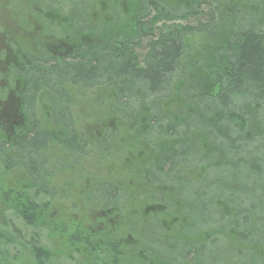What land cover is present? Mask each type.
<instances>
[{
  "label": "trees",
  "instance_id": "16d2710c",
  "mask_svg": "<svg viewBox=\"0 0 264 264\" xmlns=\"http://www.w3.org/2000/svg\"><path fill=\"white\" fill-rule=\"evenodd\" d=\"M167 1L101 0L104 7L102 14H99L102 22L99 28L88 26L83 19L80 21L72 14L60 18L59 12L54 11V17L62 20L59 38H67L69 30V46L72 52L67 57L55 58L48 55L43 46H39L42 48L36 47L39 50L33 53L39 52L40 55L45 52V58H38L34 54L32 58H27L28 63L24 60H6L7 64L12 63L8 65H13V85L15 80L18 82L20 79L19 87H25L24 92L19 91L22 92L23 99L21 109H29H24L27 114L21 110L24 117L28 116V130L12 144L5 141L3 147L10 145V149L18 157L17 160L21 161L28 183L35 189V199L38 195L40 198H51L44 188L49 175L44 154L54 140L34 120L33 104L37 93L42 89H62L69 84L88 89L111 88V95L115 97V103L119 107H126L129 102L140 105L147 97H153L155 104L157 101L169 100L173 81L186 73L182 63L191 49L187 44V37L205 34L210 50H203L207 53V64L204 65L207 72L203 79H208L207 83L213 85L215 91L210 93L202 88L201 81H196L192 85L196 92L193 108L182 107L181 110L179 107L184 104L173 102V107L179 113L172 115L171 110L164 113L162 103H158L157 112H154L156 116L149 109L142 110L143 116H139L135 123L145 125L147 128L144 129L149 130V133L154 129L158 136L156 144L168 140L166 151L158 154L154 160L156 163L160 161L162 165V160H159L162 157L171 163V167L176 162L184 166L186 157L189 163L197 164L204 155L200 168L202 167L201 171L206 177L194 184L193 189L188 180V188L185 190L181 188L180 177L176 185L177 191L174 195L171 194L175 204H169L166 196L159 193V198L142 202L140 208L135 209L138 212L131 210L146 218L152 216V221H135L132 225L133 230L140 234V239H144L139 240L140 245H149L145 247L146 257L143 254L140 256V261L145 264H154L153 260L150 263L147 261L154 256L159 258L160 254L180 260L181 264H250L254 254L248 253L251 249L248 244L251 243H246V240L257 238L251 230L252 216L258 217L257 215L264 212V121L259 126L250 117L249 122L259 126L256 130L259 129L260 135L240 141L241 129V134L244 135V122L238 120L237 116L242 112L261 114L264 118V15L259 18L260 22L253 18L259 10L257 4H264V0H177L174 14L164 10L163 5ZM170 1L175 4L176 0ZM228 5L231 8L226 11L225 6ZM141 11H151L159 18L179 16L185 19L199 15L203 22L194 28H182L178 34L170 33L162 40H155L139 62L134 47L141 38L138 36L144 31L138 17ZM240 13L243 14V20L237 22L240 20ZM43 37L35 36L34 45L38 46L40 38ZM24 41L26 39L9 40L11 51H20ZM188 92V89L183 92L185 100L188 99ZM122 100L125 101L122 103ZM186 111L188 113L184 114ZM181 113L186 117L177 122L172 120L175 116L180 117ZM65 115L69 125V151L79 153L67 109L66 113L62 112V116ZM190 128L200 131L204 140L208 141V145L206 142V147L202 148L204 150L197 151L186 139ZM179 134L183 138L178 140ZM245 134L247 135L246 131ZM219 140L222 142H218ZM181 156H184L183 159ZM37 158L41 161L34 164ZM39 163L43 164L42 171ZM210 171H214L213 178L207 177ZM120 184L121 180L102 185L107 192L100 194L101 197L108 199L109 192L115 195L110 201L103 202L107 214L121 215L122 208H118V199L121 200L120 196L125 194L126 188ZM219 185H223L225 191L221 192ZM173 198L169 200L172 202ZM47 203L44 205L47 206ZM29 206L35 211L34 203L27 202L25 198L24 207L18 213L20 216L17 215L25 227H33L36 221L35 212L30 211L32 214L26 217L28 212L24 208ZM105 229L102 236L104 240H88L87 236H81L82 233L78 232L79 227H67L63 232L69 240L60 241L65 245L62 250L73 252L78 256L77 260L90 257L92 260H89L94 264H106L104 261L108 259L113 261L119 249L117 245H121V242L115 240L117 238L113 237V230L109 226H105ZM109 237L113 240L108 239ZM215 240H225L226 244L232 245L235 243V252L232 255L235 259L229 256L225 257L227 260H221L219 257L223 256L217 253V248L214 250ZM92 241L96 244L91 243ZM27 245L31 247L27 246L33 264L57 261V255L64 254L59 249L55 252L32 245L30 240ZM138 245L135 244L134 247ZM262 255L264 256L263 253ZM185 259L191 260L187 263L184 262Z\"/></svg>",
  "mask_w": 264,
  "mask_h": 264
},
{
  "label": "rangeland",
  "instance_id": "374dc122",
  "mask_svg": "<svg viewBox=\"0 0 264 264\" xmlns=\"http://www.w3.org/2000/svg\"><path fill=\"white\" fill-rule=\"evenodd\" d=\"M166 3L163 5L164 10L174 14L173 9L177 6V0L175 4L170 0ZM103 7L101 0H0V101L5 98L7 90L13 88L14 83V72L11 68L13 65H8L11 62L6 63L8 58L14 57L12 53H9L12 48L8 44L9 40L13 38L26 39V42L24 41L25 43L20 46V57L32 58L35 54L33 51L39 50L34 45V37L46 35L57 37L61 30L62 20L60 18H66L72 14L80 21L83 19L88 26L99 28L102 25L99 14H102ZM229 8L231 5L225 6L226 11ZM257 8L259 10L253 18L260 22L259 18L264 15V4L262 2L261 5L257 4ZM54 11L59 12L61 17H54ZM138 17L141 20L140 24L144 26V31L138 36L141 38L134 47L139 62L148 53V47L155 40H162L167 34H178L182 28H194L203 22V18L199 15L185 19L179 16L159 18L151 11L149 13L141 11ZM239 18L240 20L237 22L243 20L242 13L239 14ZM189 36L186 41L191 49L182 63L186 73H182V77L173 81L169 100H161L156 103H162L161 108L164 113L171 110L172 115L178 114L179 110L172 104L178 101L180 104H184L180 107L177 106L181 110L182 107L184 109L186 107L193 108L196 92L192 85H195L196 81H201L202 88L210 93L215 91L214 86L207 83L208 79H203L207 72L204 68V65L207 64V53L203 50H210L206 35ZM43 54L45 52H41L37 57L45 58L46 54ZM110 89L108 90L106 87L88 89L79 85L70 86L67 84L62 89H42L35 96L34 120L54 140L44 154V158L48 162L46 168L49 174L44 188L46 193L51 196L49 199L46 197H41V199L39 195L35 199V189L28 183V177L21 168V161L17 160L18 157L10 149V145L3 147L5 141L12 144L18 138L11 136L8 127L0 131V232L2 233L0 235V264H33V259L27 248V246L30 247L27 245L29 240L32 245L42 246L43 249L55 252L56 249L62 250L65 245L60 241L69 240L63 230L73 225L79 227L78 232L82 233L81 236H87L88 240H104L102 236L106 230L105 226H109L110 230H113V237L117 238L115 240H119L121 245H117L119 249L116 258L113 261H109V259L104 261L106 264H145L140 261V256L141 254L145 256V247L149 245H140L139 240L144 239H140V234L133 230L132 224L135 221L143 220L151 222L153 218L152 216L143 217L131 210L140 208L139 205L148 199L159 198L160 194H164L169 204L174 205L175 200L172 195L177 191L176 185L180 177L182 190L188 188V180L193 189L194 184L206 177V174L201 171L202 167L200 168L204 155L201 156L200 163L197 162V164L189 163L184 156H181L186 161V163L183 162L184 166L176 162L171 167V163L163 160L162 157L159 159L162 160V165H160V161L156 163L154 160L158 154L166 151L168 140L156 144L157 132L153 129L152 133H149V130L144 129L147 128L145 125L135 123L139 116H143L142 110L149 109L151 114L155 115L154 112H157V108L153 97L145 98L140 105L129 102L126 107H119L115 103V97L111 95ZM185 89L189 91L187 100L183 96ZM24 109L28 110L29 108L21 110ZM66 109L72 120L77 147L80 149L79 153L69 151V125H67L66 115V118L62 116V112L66 113ZM23 112L26 113L25 110ZM184 114L181 113L180 117L175 116L176 119L172 118V120L177 122L186 117ZM15 116L13 115L14 120L17 119V115ZM250 117L256 120L259 126L264 121L261 114H243L242 112L238 114V120L244 122V135L242 136L243 129H241L240 141L251 138V136L257 138L260 135L259 129L256 130V127L259 126L252 125L249 122ZM24 118L28 123V116ZM141 133L142 135H140ZM180 138H183L182 134H179L178 140ZM186 139L197 151L204 150L202 148L206 147V142L208 145L203 134L200 131H193L191 128ZM183 144L181 145L183 146ZM39 161L41 159L37 158L34 160V164ZM203 163L205 162L203 161ZM39 168L41 171L43 170L42 163H39ZM156 171L160 174L158 175ZM212 173L214 171H210L207 177L213 178ZM163 174H166L167 177ZM119 180L122 181L120 185L126 190L125 194L119 195L121 200L118 199V208H122V212H120V216H116V214L105 213L106 209L103 205V202L110 201L115 195L108 191L109 197L106 199L100 194L104 195L107 192L102 188L103 184H112ZM218 187L221 192L225 191L223 185ZM156 190L158 193H155ZM167 191L169 192L167 193ZM25 198L27 202L31 201L35 205V211H32L30 206L24 208L28 212L26 217L30 216L31 212H35L36 221L33 227H25L18 217L20 216L18 213L24 207ZM170 198H173L172 202L169 200ZM45 202H48L47 206L44 205ZM257 216H252L251 220V230L257 238L256 240H246V243H251L248 244L251 248L248 253L254 254L250 264H264L262 255V253L264 254V212ZM55 227L57 228L55 229ZM108 235L110 236V234ZM128 236H133V238L129 239ZM231 238L232 236H230ZM147 240L150 242V239ZM91 243L96 244L93 241ZM134 243L139 245L134 247ZM233 245L226 244L225 240H215L214 250L217 248V253L223 256L219 258L225 261L227 260L225 257L232 258L235 252ZM62 251L64 254H58L57 261L53 260L46 264H94L93 261H90L92 260L90 257V260L88 257L77 260L78 256L73 252H69L68 249ZM152 260L154 264H181L182 262L164 254H160L157 259L155 256L149 258L147 262L150 263ZM189 260L191 259H185L184 262L188 263Z\"/></svg>",
  "mask_w": 264,
  "mask_h": 264
},
{
  "label": "flooded vegetation",
  "instance_id": "af4514ba",
  "mask_svg": "<svg viewBox=\"0 0 264 264\" xmlns=\"http://www.w3.org/2000/svg\"><path fill=\"white\" fill-rule=\"evenodd\" d=\"M67 33L68 36L65 39L59 38V35L55 38L46 35L43 38H40V44L36 47L42 48L39 46H43L44 51H46L48 55H51V57H67L72 52L71 46H69V30H67ZM9 53H12L14 57L9 58L10 60L8 61L19 62L17 60H24L25 63H28V59L25 56L20 57L21 51H9ZM38 53L39 52H36L35 56H39ZM20 81V79L18 82L15 80L13 88L7 90L5 98L0 101V131L4 130L5 127H8L10 129L11 136H15L18 139H20V135L24 131L26 132L28 130L27 123L25 122V118L21 111V107L23 105V99L21 96L25 87L22 89L19 87V84L21 83ZM13 115H17L16 120L13 119Z\"/></svg>",
  "mask_w": 264,
  "mask_h": 264
}]
</instances>
